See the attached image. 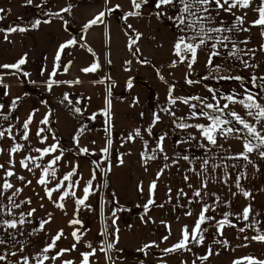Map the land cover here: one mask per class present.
Segmentation results:
<instances>
[{"label":"crops","instance_id":"crops-1","mask_svg":"<svg viewBox=\"0 0 264 264\" xmlns=\"http://www.w3.org/2000/svg\"><path fill=\"white\" fill-rule=\"evenodd\" d=\"M261 78L264 0H0V167L64 170L85 156L58 143H77L119 206L141 208L118 218L117 245L179 257L203 217L264 223ZM64 97L99 126L78 128ZM93 180L72 236L13 211L0 264H142L110 257Z\"/></svg>","mask_w":264,"mask_h":264},{"label":"rangeland","instance_id":"rangeland-1","mask_svg":"<svg viewBox=\"0 0 264 264\" xmlns=\"http://www.w3.org/2000/svg\"><path fill=\"white\" fill-rule=\"evenodd\" d=\"M228 69L234 72L232 68ZM235 74L241 77L240 72L235 71ZM242 75L246 80L250 79L253 82V78ZM256 80L260 84V93L264 94V78ZM38 96L43 106L52 111L51 101L39 93ZM63 100L76 119L78 128L99 126L96 119L82 110L76 100L73 101L67 97ZM207 107L213 108L209 110L217 119H222L221 113L215 110V106ZM50 116L48 123L57 136L53 128L52 115ZM57 138L59 139L58 136ZM40 139L39 149L45 150L47 140ZM58 145L69 149L77 156H85V163L71 160L66 169L54 170V172L45 168L0 167V226L12 224L15 219L12 217L13 211L33 210L37 214L36 224L49 225L55 231L54 235L65 233L72 236L78 225V211L81 207L85 208L82 205L85 203L84 198L94 193L93 179L98 178L102 194L101 212L105 220V232L109 243L113 242L112 244L116 245L109 248L112 259L117 256L118 259L135 260L142 264H264V223L257 217L256 219L251 217V219L248 215L241 217L240 221L232 217L210 220L206 217L201 218L198 231L182 243L179 257L175 256L179 250L173 248L161 250L150 247H119L116 241L118 218L139 212L141 208L119 206L110 183L106 163L79 147L77 143L73 144V147H68L60 140ZM39 157L43 159L44 153L39 151ZM4 213L8 216L3 215ZM254 220L256 223L261 222L262 225L259 224L260 227H258Z\"/></svg>","mask_w":264,"mask_h":264},{"label":"trees","instance_id":"trees-1","mask_svg":"<svg viewBox=\"0 0 264 264\" xmlns=\"http://www.w3.org/2000/svg\"><path fill=\"white\" fill-rule=\"evenodd\" d=\"M123 23H124V22H123ZM124 24H125V23H124ZM125 26H126V25H125ZM127 30H128V28H127ZM128 31H129V33H131V32H130V30H128ZM132 36H133V35H132ZM133 39H135V37H134V36H133ZM177 61H178V60H177Z\"/></svg>","mask_w":264,"mask_h":264},{"label":"built area","instance_id":"built-area-1","mask_svg":"<svg viewBox=\"0 0 264 264\" xmlns=\"http://www.w3.org/2000/svg\"><path fill=\"white\" fill-rule=\"evenodd\" d=\"M56 100L58 101V100H59V98L57 97V98H56Z\"/></svg>","mask_w":264,"mask_h":264}]
</instances>
